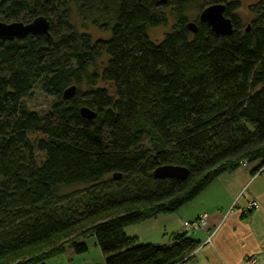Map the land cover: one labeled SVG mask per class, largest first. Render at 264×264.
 <instances>
[{"label":"trees","instance_id":"trees-1","mask_svg":"<svg viewBox=\"0 0 264 264\" xmlns=\"http://www.w3.org/2000/svg\"><path fill=\"white\" fill-rule=\"evenodd\" d=\"M214 3L225 4L232 34L200 22ZM74 5L109 38L76 30ZM170 7L176 21L154 42L148 31L168 23ZM240 8L238 0H0V21L42 17L50 26V38L0 37V264H43L66 245L83 253L88 246L78 239L88 235L104 264L192 257L196 231L183 224L171 244L138 242L126 228L177 211L243 164L264 173V0L247 26ZM103 56L93 87L78 90L74 83ZM35 87L52 99L45 113L26 103ZM83 107L96 116L82 115ZM163 165L190 173L155 177Z\"/></svg>","mask_w":264,"mask_h":264},{"label":"crops","instance_id":"crops-1","mask_svg":"<svg viewBox=\"0 0 264 264\" xmlns=\"http://www.w3.org/2000/svg\"><path fill=\"white\" fill-rule=\"evenodd\" d=\"M255 166L243 164L224 172L189 204L129 226L127 234L171 244L185 220L207 214L208 224L192 234L197 248L180 264H251L252 255L257 258L252 264H264V173L254 174ZM251 201L259 207L250 209Z\"/></svg>","mask_w":264,"mask_h":264},{"label":"rangeland","instance_id":"rangeland-1","mask_svg":"<svg viewBox=\"0 0 264 264\" xmlns=\"http://www.w3.org/2000/svg\"><path fill=\"white\" fill-rule=\"evenodd\" d=\"M220 0H195V4L197 6H203L209 2H218ZM232 1V0H226ZM241 2V8L238 10L239 15L242 18V21L245 26L250 24L254 15L252 12V7L259 0H238ZM168 13V23L165 25H161L159 27L150 28L148 34L154 42H160L165 34L171 29L174 25L176 18L172 12V8L167 9ZM199 16V12L195 9L188 13L189 21H195ZM71 22L76 30L80 32H86L91 35V37L95 39L100 38H109L110 32L104 30L102 27H98L94 25L91 21L84 20L78 10L77 6L72 7V17ZM107 56H103L98 59L96 63L90 67L87 71V74L83 77L81 83H74L77 86L78 90H88L93 87V80L95 78L94 73L100 72L107 63ZM98 85L105 86L107 83L97 82ZM52 99L45 95L39 87H35L32 94L26 98V103L30 109L38 111L40 113H45L49 110ZM149 141L145 142V145L149 147ZM84 189V186L65 188L63 190L64 193H71L77 190ZM79 241L85 242L88 246V250L83 253H77L74 248L69 245L65 246V250L59 254L52 257L47 258L43 264H104L105 257L103 252L101 251L95 236L88 235L82 236L78 239ZM157 240V239H156ZM138 242L141 243H152L156 241H152L151 238L140 237ZM160 244V243H157Z\"/></svg>","mask_w":264,"mask_h":264},{"label":"water","instance_id":"water-1","mask_svg":"<svg viewBox=\"0 0 264 264\" xmlns=\"http://www.w3.org/2000/svg\"><path fill=\"white\" fill-rule=\"evenodd\" d=\"M225 4L214 3L206 7L199 16L202 23H207L214 32L221 35H229L233 33L234 25L231 18L225 16ZM49 22L45 18H37L30 23L20 21L6 23L0 21V37L4 39L23 38L29 34H41L50 38ZM188 27L196 32L198 26L195 22L188 23ZM76 92V86L72 85L66 89L64 95L71 97ZM82 115L92 119L96 113L90 108L83 107ZM190 170L187 167L177 165H163L154 170V176L160 179L178 178L184 180L188 177Z\"/></svg>","mask_w":264,"mask_h":264},{"label":"built area","instance_id":"built-area-1","mask_svg":"<svg viewBox=\"0 0 264 264\" xmlns=\"http://www.w3.org/2000/svg\"><path fill=\"white\" fill-rule=\"evenodd\" d=\"M264 172V167L260 168L259 173ZM259 207V204L257 201H251L249 203V208L256 209ZM208 224V215L203 214L199 219H195L193 221H184L183 222V231L187 232H193L198 231L202 228H204ZM211 236L208 238V241H210ZM193 255V253L191 254ZM249 263H255L257 261L256 256L252 255L248 259Z\"/></svg>","mask_w":264,"mask_h":264}]
</instances>
